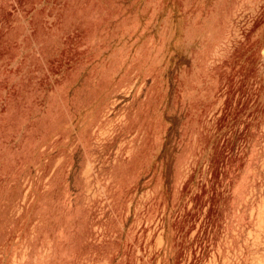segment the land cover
<instances>
[{
  "label": "rangeland",
  "instance_id": "rangeland-1",
  "mask_svg": "<svg viewBox=\"0 0 264 264\" xmlns=\"http://www.w3.org/2000/svg\"><path fill=\"white\" fill-rule=\"evenodd\" d=\"M0 264H264V0H0Z\"/></svg>",
  "mask_w": 264,
  "mask_h": 264
}]
</instances>
